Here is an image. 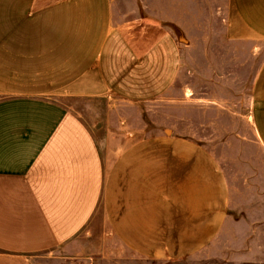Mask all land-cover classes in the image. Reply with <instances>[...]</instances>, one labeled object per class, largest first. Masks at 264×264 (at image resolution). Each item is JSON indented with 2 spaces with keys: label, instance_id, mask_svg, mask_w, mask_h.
Returning <instances> with one entry per match:
<instances>
[{
  "label": "crops",
  "instance_id": "1",
  "mask_svg": "<svg viewBox=\"0 0 264 264\" xmlns=\"http://www.w3.org/2000/svg\"><path fill=\"white\" fill-rule=\"evenodd\" d=\"M225 8L228 40L264 49V0ZM149 17L123 19L114 0H0V264L88 258L109 237L147 260L264 263L250 232L221 246L264 223L262 177L241 192L198 142L153 134L142 108L181 59L167 19ZM251 119L264 147V58Z\"/></svg>",
  "mask_w": 264,
  "mask_h": 264
},
{
  "label": "rangeland",
  "instance_id": "2",
  "mask_svg": "<svg viewBox=\"0 0 264 264\" xmlns=\"http://www.w3.org/2000/svg\"><path fill=\"white\" fill-rule=\"evenodd\" d=\"M114 4L128 21L158 17L162 9L166 10L164 0H114ZM215 4L220 8L218 15L212 14ZM171 5L167 9L171 14L158 18L167 19L165 27L178 44L179 75L169 92L142 109L152 115L154 135H177L198 142L216 156L236 188L241 192L249 190L252 181L260 176L264 180V147L251 119L252 88L264 49L258 52L257 48L228 40L225 0H203L199 4L187 0L180 16L177 0ZM260 212L264 219V203ZM231 232L229 239L224 236L222 247L240 248L241 239L250 232L255 246L264 249V223L233 225ZM233 259L222 256L202 261L147 260L109 237L103 252L88 258L42 253L32 256L30 261L32 264H257Z\"/></svg>",
  "mask_w": 264,
  "mask_h": 264
}]
</instances>
